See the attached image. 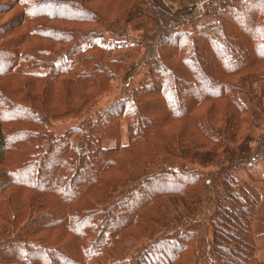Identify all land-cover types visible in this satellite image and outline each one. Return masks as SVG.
<instances>
[{
    "label": "trees",
    "instance_id": "1",
    "mask_svg": "<svg viewBox=\"0 0 264 264\" xmlns=\"http://www.w3.org/2000/svg\"><path fill=\"white\" fill-rule=\"evenodd\" d=\"M253 108L264 0H0V264H250Z\"/></svg>",
    "mask_w": 264,
    "mask_h": 264
},
{
    "label": "rangeland",
    "instance_id": "2",
    "mask_svg": "<svg viewBox=\"0 0 264 264\" xmlns=\"http://www.w3.org/2000/svg\"><path fill=\"white\" fill-rule=\"evenodd\" d=\"M115 91H112L109 95L105 96L99 105H104L107 102H109L112 97L115 94ZM255 112V116L257 118V125H252L250 127V131L253 135L258 136L262 133H264V116H262L260 113H257V109L253 108ZM79 122V119L77 118H69V119H62V120H56L53 125V130L56 133L64 131L68 127H72L74 125H77ZM122 127V142L126 143L128 141L127 136V125L123 123L121 125ZM108 144H114L115 140L111 139L108 142ZM253 176V177H252ZM254 176L258 179H254ZM238 177L242 184L248 188L258 199V206H257V212H256V218H255V224H254V231L255 233L259 234L262 232V229L260 228L258 222L262 221L264 219V160L258 162L256 165L251 167L249 170H243L238 173ZM172 206L175 207L177 201L173 200L171 201ZM259 248L257 249L255 256L250 264H264V236H261L258 238Z\"/></svg>",
    "mask_w": 264,
    "mask_h": 264
}]
</instances>
